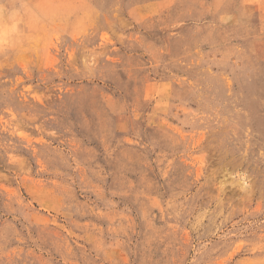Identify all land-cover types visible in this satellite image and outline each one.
I'll return each instance as SVG.
<instances>
[{
    "label": "rangeland",
    "instance_id": "rangeland-1",
    "mask_svg": "<svg viewBox=\"0 0 264 264\" xmlns=\"http://www.w3.org/2000/svg\"><path fill=\"white\" fill-rule=\"evenodd\" d=\"M0 264H264V0H0Z\"/></svg>",
    "mask_w": 264,
    "mask_h": 264
}]
</instances>
